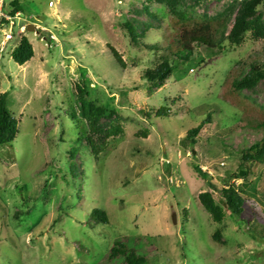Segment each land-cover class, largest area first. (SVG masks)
<instances>
[{"label":"rangeland","instance_id":"1","mask_svg":"<svg viewBox=\"0 0 264 264\" xmlns=\"http://www.w3.org/2000/svg\"><path fill=\"white\" fill-rule=\"evenodd\" d=\"M235 1L241 0H184L183 9L214 16ZM17 2L23 17L14 26L0 20V94L8 93L7 107L19 121L16 140L0 147V264H126L125 255L112 257L117 243L145 264H264V165L234 177L238 150L264 132L246 129L226 83L234 69H264V40L247 34L239 47L225 41L221 50L197 51L156 85L146 73L170 55L162 40L157 53L144 46L169 30L166 7L147 0ZM259 12L264 17V4ZM143 22L153 28L135 46L125 25L140 31ZM21 28L35 53L23 66L11 58ZM84 87L94 103L121 117L123 134L98 157L78 141L83 125L71 115ZM245 94L264 105L262 81ZM209 113L194 146L187 133ZM230 185L246 197L240 217L220 201ZM204 192L221 207L222 225L200 203ZM94 210L106 212L110 223L96 222ZM219 227L222 243L213 240Z\"/></svg>","mask_w":264,"mask_h":264},{"label":"trees","instance_id":"2","mask_svg":"<svg viewBox=\"0 0 264 264\" xmlns=\"http://www.w3.org/2000/svg\"><path fill=\"white\" fill-rule=\"evenodd\" d=\"M147 3L166 7L171 16L169 30L157 42L144 46L148 52L157 53L163 41L165 43L163 51L170 55L169 60L157 66L155 70H149L146 73L147 79L156 85H164L165 81L171 77L175 64L187 62L197 51L213 52L217 49L221 50L225 41H228L233 47H239L245 42L247 34H250L252 39L264 40V17L259 12L264 0L235 1L224 11L214 16L190 13L183 9L184 0H147ZM9 7L12 16H15L16 13H23V9L17 0H12ZM146 10L150 18L158 20L155 14L149 12V8L146 7ZM142 27L143 29L139 31V26L125 25L128 37L135 46L140 45V40L145 36V33L153 28L152 24L145 22H143ZM26 33L27 31L20 39L17 38L11 52V58L20 66L29 62L35 54L33 46L25 36ZM110 51V56L118 66L120 68L124 67L120 54L112 47H110ZM260 81L264 83V69L255 64L250 65L248 68H237L230 71L226 79L232 103L241 111L246 129L264 132V105H260L256 99L245 94L246 91L254 92ZM7 100L8 93L0 94V147L12 145L19 133V121L8 109ZM77 105L75 109H72L71 115L73 119L83 125L78 141H85L91 153L98 157L105 151L110 138L123 134L120 123L121 117L117 115L114 108H107L94 103L85 87L80 89ZM163 111H165V108H162L158 114L160 115ZM210 122L211 115L209 113L205 121L198 127L188 131L187 139L190 140L192 145L198 144V134L204 125ZM230 149L232 147L227 145L224 148L226 152L233 153ZM238 152L240 162L238 173L234 177L240 178L241 172L249 177L251 176V165H264V137L250 146H244ZM77 153L78 150H72L70 158L76 157ZM191 166L193 171L200 177H206L198 164L193 163ZM199 200L212 220L216 224L222 225L224 213L217 204L213 193H201ZM220 201L236 217H240L245 210L246 197L244 192L239 191L234 185L229 186V190L223 194ZM92 215L98 223H110L108 214L102 210H94ZM257 224L259 223H255V225ZM258 228L260 229L259 226ZM261 231L255 230L260 235ZM222 233L223 229L221 227L217 228L213 240L222 243ZM254 233L253 235L257 238L258 235ZM116 255H125L126 264H145L143 258L136 257L134 251L129 252L123 243H117L112 249V257Z\"/></svg>","mask_w":264,"mask_h":264},{"label":"built area","instance_id":"3","mask_svg":"<svg viewBox=\"0 0 264 264\" xmlns=\"http://www.w3.org/2000/svg\"><path fill=\"white\" fill-rule=\"evenodd\" d=\"M8 7H9L8 0H0V20L2 24L5 26H14L15 25L14 20L22 18L23 15L20 13H16L15 16H12L9 12ZM19 32L20 35L24 34L25 28H21ZM6 39L8 41L13 40V35L12 34L7 35Z\"/></svg>","mask_w":264,"mask_h":264},{"label":"water","instance_id":"4","mask_svg":"<svg viewBox=\"0 0 264 264\" xmlns=\"http://www.w3.org/2000/svg\"><path fill=\"white\" fill-rule=\"evenodd\" d=\"M27 31L28 32H34L35 31L34 26L33 25H29L28 28H27ZM242 173H244V172H242ZM173 220H174V223H175L176 222L175 221V215L173 216Z\"/></svg>","mask_w":264,"mask_h":264}]
</instances>
